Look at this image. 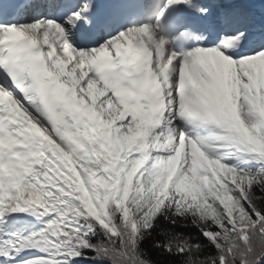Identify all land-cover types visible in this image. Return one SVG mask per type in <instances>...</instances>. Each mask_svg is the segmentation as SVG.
Segmentation results:
<instances>
[{"label":"snow or ice","instance_id":"6c2138e0","mask_svg":"<svg viewBox=\"0 0 264 264\" xmlns=\"http://www.w3.org/2000/svg\"><path fill=\"white\" fill-rule=\"evenodd\" d=\"M0 264H264V0H0Z\"/></svg>","mask_w":264,"mask_h":264}]
</instances>
